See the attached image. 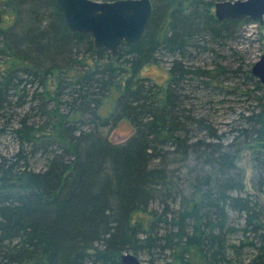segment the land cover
I'll list each match as a JSON object with an SVG mask.
<instances>
[{
	"label": "trees",
	"instance_id": "1",
	"mask_svg": "<svg viewBox=\"0 0 264 264\" xmlns=\"http://www.w3.org/2000/svg\"><path fill=\"white\" fill-rule=\"evenodd\" d=\"M151 1L142 39L114 56L68 28L54 0L3 2L0 111L35 112L0 127L18 142L0 156V264H121L123 252L184 262L191 248L205 264H243L242 248L264 264V149L251 154V192L238 165L264 142V86L230 45L252 20L218 19L220 0ZM165 56L163 84L141 75ZM200 89L252 106L218 131L213 113L189 107ZM121 120L132 132L113 141L105 130Z\"/></svg>",
	"mask_w": 264,
	"mask_h": 264
},
{
	"label": "rangeland",
	"instance_id": "2",
	"mask_svg": "<svg viewBox=\"0 0 264 264\" xmlns=\"http://www.w3.org/2000/svg\"><path fill=\"white\" fill-rule=\"evenodd\" d=\"M104 1V0H102ZM0 7L5 8L4 11L7 12L9 7H5L4 3H0ZM214 10V9H213ZM8 15V12H7ZM246 18V17H244ZM6 17H3V20H6ZM243 19V18H242ZM9 22L12 21V15H8ZM252 20V19H251ZM3 22V21H2ZM236 36L234 37L233 41L230 43L231 48L235 52V57H239L246 67L251 69L253 63H255L260 55L264 54V16L263 20L260 23L258 20L252 21H241L238 28H237ZM226 56L230 57L231 52H226ZM4 60L0 58V69L4 66ZM211 63V59L207 56V54L202 55L200 57V61L197 62L199 65H209ZM170 65V57L165 56L163 61L160 64H146L141 67L140 73L143 76L149 77L153 82L158 84H163L168 77V67ZM231 80L224 81L225 87H231ZM202 92H191L189 91V107H200L201 111L202 107H205V112L213 113L214 118L212 119L214 122V126L218 129V131H225L227 130V123L231 122L233 119L236 118V115L241 110H246L247 107H251V100L246 97V95L235 94V95H225L224 93L218 91L209 92L207 93L204 91L205 89H200L198 91ZM203 94L209 96L201 97ZM210 98L214 101L212 104V108L210 105L206 103L207 100ZM14 105V104H13ZM13 110H9L6 112L4 109L0 111V127L4 126L7 122V119L12 118L8 124L9 126L17 125V114L19 113L20 116L25 115L27 112L28 116L30 115L31 118L34 114V110L29 111V103H26L23 107L13 106ZM200 111V110H199ZM16 114V115H15ZM14 115V116H13ZM13 116V117H12ZM7 118V119H6ZM33 119V118H32ZM9 129V128H7ZM105 132L108 133L109 137L113 141H121L125 139L131 132L132 127L130 123L126 120L119 121L114 127L106 128ZM256 148L264 149V142H252L250 145L246 146L242 152L240 153L238 165L244 170L245 173V186L246 189L251 192L250 187V178L253 173L252 169V161H251V154L252 151ZM18 149V142L13 138L10 134L9 130H6L0 133V156H10ZM43 160H31V164L34 167H41L43 164ZM260 201L264 203V196H258ZM236 215H231V218H236ZM232 242H237L236 237L231 238ZM252 252V251H251ZM250 249L242 248L241 251H238V258L242 261L243 264H249L252 258V254ZM237 257V256H236ZM143 262V261H142ZM157 264H205L203 259L201 258L200 254L191 248L189 253L185 259V261L181 260H174L169 259L167 256L162 255V257H158L156 259ZM146 263L145 260L143 262Z\"/></svg>",
	"mask_w": 264,
	"mask_h": 264
},
{
	"label": "water",
	"instance_id": "3",
	"mask_svg": "<svg viewBox=\"0 0 264 264\" xmlns=\"http://www.w3.org/2000/svg\"><path fill=\"white\" fill-rule=\"evenodd\" d=\"M68 28L90 33L96 49L106 48L112 56L122 44H137L147 29L153 5L151 0H55ZM218 19L248 17L260 23L264 0H222L214 4ZM1 20V16H0ZM251 73L264 86V54L253 63ZM121 264H144L135 254L123 252Z\"/></svg>",
	"mask_w": 264,
	"mask_h": 264
},
{
	"label": "bare ground",
	"instance_id": "4",
	"mask_svg": "<svg viewBox=\"0 0 264 264\" xmlns=\"http://www.w3.org/2000/svg\"><path fill=\"white\" fill-rule=\"evenodd\" d=\"M6 0H0V3H3V2H5ZM55 1V0H54ZM96 1H102V0H96ZM105 1H110V0H105ZM111 1H113V0H111ZM220 1H222V0H220ZM55 3H56V1H55ZM57 4V3H56ZM59 6V5H58ZM4 9L5 8H3V10H2V8L0 7V16H1V20H0V25L3 23L2 21H3V17H6L7 19H8V15H7V12H5L4 11ZM61 9V8H60ZM62 11V10H61ZM63 16V15H62ZM13 18V17H12ZM64 20V19H63Z\"/></svg>",
	"mask_w": 264,
	"mask_h": 264
}]
</instances>
